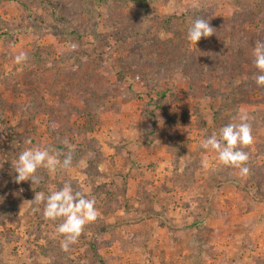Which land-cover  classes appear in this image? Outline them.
<instances>
[{
    "label": "rangeland",
    "instance_id": "1",
    "mask_svg": "<svg viewBox=\"0 0 264 264\" xmlns=\"http://www.w3.org/2000/svg\"><path fill=\"white\" fill-rule=\"evenodd\" d=\"M236 9L0 0V264H264V88L249 45L255 32L264 40V1L251 14ZM198 17L222 34L190 43ZM240 110L253 118L247 177L200 146ZM65 138L73 166L38 170L34 190L71 183L95 200L97 220L68 252L60 221L45 220L43 204L34 211L32 182L15 183L13 169L26 148L50 147L63 161Z\"/></svg>",
    "mask_w": 264,
    "mask_h": 264
},
{
    "label": "clouds",
    "instance_id": "2",
    "mask_svg": "<svg viewBox=\"0 0 264 264\" xmlns=\"http://www.w3.org/2000/svg\"><path fill=\"white\" fill-rule=\"evenodd\" d=\"M213 31L209 19L198 17L188 29L187 40L197 45L201 39L213 36ZM71 47L76 50L78 45L72 44ZM27 60V53L20 52L15 56L14 62L23 65ZM252 63L256 69L252 78L257 87L264 88V40L255 41ZM252 119L246 112L240 110L231 122L220 128L219 134L213 132L200 142L202 149L216 154L220 165L237 170L240 177H247L250 174V168L247 166L249 153L245 149L253 143ZM63 143L69 149L63 161L52 154L54 149L50 147L26 148L20 152L13 169L16 173L15 183L32 182L35 195L34 199L28 202L37 206L34 211H40L39 206L43 204L44 219L60 221L56 226V233L60 237L61 249L68 252L71 246L78 242L85 227L97 220L98 211L95 200L86 198L81 191H74L71 183H64L62 188L52 191L47 196L43 191L34 190V186L41 182V177L37 175L38 170L45 169L51 174L58 168L68 170L73 166L74 146L69 144L66 138ZM204 163L206 165L207 161ZM98 167L103 169V165Z\"/></svg>",
    "mask_w": 264,
    "mask_h": 264
},
{
    "label": "trees",
    "instance_id": "3",
    "mask_svg": "<svg viewBox=\"0 0 264 264\" xmlns=\"http://www.w3.org/2000/svg\"><path fill=\"white\" fill-rule=\"evenodd\" d=\"M99 4H102V5H105V6H108L110 5V3L112 1H114L115 3H117L118 5H122L124 3H132L133 5H135L136 7L139 8V10H141V13L142 14H147L151 7H152V3L154 2V0H96ZM264 0H230V3L235 7L236 10H238L239 8H243L242 10L246 13V14H251L249 12H252V8L259 5L260 2H263ZM53 7H54V10L55 12H59V14L61 16H64L62 15V13H64V9L63 7H61L57 2H53ZM249 9V12H246L247 10ZM238 12L241 14L243 12H240L238 10ZM201 13L203 14H206V11L202 10ZM65 14V13H64ZM218 21L215 20L214 22V25H217L219 22H221L220 19H217ZM170 24V22H169ZM76 32H80V37L83 38L85 40V42L87 41L88 43H90V41H93L95 42V40L93 39L92 35H89V33H87L86 31L84 30H75V33ZM94 33H96V31H93ZM222 34V32L220 30H217V31H213V36H211L210 38H217L219 37L220 35ZM121 37H119L118 39H120ZM253 42L250 43L249 45L251 47H254L255 46V41L257 40H262V37L261 35H259V33L255 32L253 34ZM242 49H244V43L242 42L241 43V46H240ZM215 48V47H214ZM223 51H220L219 48H217V50L215 49V51L210 54L211 56L215 57L218 61V58L219 56L222 54ZM245 70V69H244ZM79 112L81 113V110H79ZM198 225L200 224L199 222H196ZM195 224V223H194ZM199 240V239H198Z\"/></svg>",
    "mask_w": 264,
    "mask_h": 264
},
{
    "label": "crops",
    "instance_id": "4",
    "mask_svg": "<svg viewBox=\"0 0 264 264\" xmlns=\"http://www.w3.org/2000/svg\"><path fill=\"white\" fill-rule=\"evenodd\" d=\"M202 225H203V223L201 225L199 224V226H202ZM192 230L194 231V228ZM260 236L264 237V231L261 234H259L256 238H259Z\"/></svg>",
    "mask_w": 264,
    "mask_h": 264
}]
</instances>
